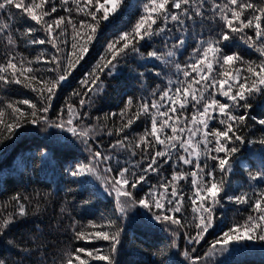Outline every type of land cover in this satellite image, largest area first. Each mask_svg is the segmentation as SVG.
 Returning a JSON list of instances; mask_svg holds the SVG:
<instances>
[{"label":"snow or ice","instance_id":"snow-or-ice-1","mask_svg":"<svg viewBox=\"0 0 264 264\" xmlns=\"http://www.w3.org/2000/svg\"><path fill=\"white\" fill-rule=\"evenodd\" d=\"M125 14L127 25L118 27ZM94 45L102 53L50 118L54 99ZM241 48L257 58L245 59ZM129 60L142 62L130 71L146 94L127 95L118 112L92 123L102 77H114ZM17 86L35 97L0 100V143L36 127L67 132L90 157L68 164L67 175L81 186L94 178L103 189L83 202L114 198L98 222L82 225L69 216L70 241L84 246L63 247L60 264H120L116 257L137 219L148 231L167 233L152 253L154 264H178L176 255L183 257L179 264H214L218 254L224 256L218 264H235L232 257L245 254L250 242L264 246V118L251 115L257 101L264 102V0H0V91ZM137 121L142 132L133 127ZM101 134L113 139L89 143ZM62 140L71 144L55 137ZM257 145L258 163L254 151L251 162L241 157L242 149ZM42 148L47 161L48 145ZM233 176L242 179L233 184ZM7 204L14 211L0 216L5 238L14 222L43 210L19 192ZM230 205L246 215L230 220ZM202 242L208 247L200 252ZM8 243L21 258H0V264H25L34 253L46 264L41 235Z\"/></svg>","mask_w":264,"mask_h":264},{"label":"trees","instance_id":"trees-1","mask_svg":"<svg viewBox=\"0 0 264 264\" xmlns=\"http://www.w3.org/2000/svg\"><path fill=\"white\" fill-rule=\"evenodd\" d=\"M129 17L127 14L121 16L116 21L118 27L127 25ZM113 29H109L111 32ZM42 35V34H40ZM107 35V34H106ZM110 38V37H109ZM103 40L100 41L102 45ZM95 51L90 50L85 61L81 62V66L73 72V76L69 77L71 82L68 86L64 87L58 96L53 101L54 111L50 113V118H55V110L63 107L65 101H68L71 93L78 87V81L82 77V72L90 68L98 58V53H102V47L94 45ZM144 49H142L143 51ZM245 59L255 60L256 54H252L239 49ZM27 55L28 53L25 52ZM142 63L136 60H129L127 64L122 63L118 66L117 74L114 77L104 78V90L98 96L93 98V105L90 110L91 122L95 123V117L100 116L103 120L104 114L113 111H119L122 107V100L127 95H133L139 99L141 95L146 94L141 87V81L136 77V74L130 71L131 67ZM142 70V69H141ZM149 84L152 83L151 73L147 74ZM154 86V85H152ZM35 94L28 89L19 86L9 89L8 91H0V100L5 98L20 99V98H34ZM222 101L223 97H219ZM26 107V106H25ZM251 115H256L257 118H264V102L257 101L254 105ZM116 123H119L117 118ZM33 128L35 126H28ZM109 127L111 124L109 123ZM133 127L142 132L143 127L141 121H137ZM23 132V129L20 130ZM256 135H260L257 131ZM56 136L67 137L68 141H55ZM111 137L106 134L94 137L90 144H107ZM47 144L51 153L47 161H42L40 153L44 149L43 145ZM256 152L258 163L259 146H248L242 149L241 157L245 160H250L251 151ZM89 153L86 151L85 146L79 141L71 137L67 132H60L55 128H49L47 132L42 131L36 127L35 131H29L19 138H12L0 143V216L7 215L8 212L14 211L11 205L7 204L9 198L19 192L22 196H30L35 200H39L42 204V212L29 215L27 218L20 219L10 225L6 231V238L0 237V258H8L10 260L20 259L21 253L17 247L8 243L12 240L19 244L22 241H27L31 236L41 235L45 245L44 260L46 264H60L59 256L60 251L66 245L69 247L84 246L83 242L70 241L71 233L66 231L71 220L79 224H87L89 222H98L102 214L107 215L113 206V196L104 194L100 197H92L91 204H85L83 201L89 199L93 191L99 189L103 191L99 181L92 179V183L86 186H81L72 182V178L67 175V166L73 162H87ZM164 175H168L165 171ZM235 184L241 180L240 176H233L230 178ZM155 183V180H153ZM72 191H69V189ZM148 188L144 185V190ZM187 191V187L184 189ZM143 195V192H140ZM67 202V204H66ZM66 207L65 212H61V208ZM240 206H228L226 214L228 218L240 220L246 213ZM39 228V233L37 232ZM150 231L145 229L142 222L137 219L134 223L130 224L127 228V241L125 242L124 249L119 253L116 259L120 264H154L155 257L152 255L156 246L160 244L161 240L167 233L157 231L156 234H148ZM219 231H210L206 236V240L211 241L215 239ZM96 246L103 247L107 250V242H95ZM183 244V240H181ZM208 247L207 244L202 242L199 249L203 252ZM175 251V250H173ZM227 255V254H225ZM235 264H264V246L257 242H250L245 254L234 256ZM179 264L183 261V257L176 255L173 257ZM224 256L219 254L212 258L214 264H218L223 260ZM40 254L34 253L30 257L25 258V264H39ZM101 264V262H97Z\"/></svg>","mask_w":264,"mask_h":264}]
</instances>
